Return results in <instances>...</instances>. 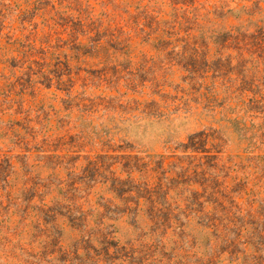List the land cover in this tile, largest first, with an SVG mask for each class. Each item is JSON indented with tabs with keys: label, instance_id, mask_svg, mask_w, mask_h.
Segmentation results:
<instances>
[{
	"label": "rangeland",
	"instance_id": "obj_1",
	"mask_svg": "<svg viewBox=\"0 0 264 264\" xmlns=\"http://www.w3.org/2000/svg\"><path fill=\"white\" fill-rule=\"evenodd\" d=\"M0 264H264V0H0Z\"/></svg>",
	"mask_w": 264,
	"mask_h": 264
}]
</instances>
